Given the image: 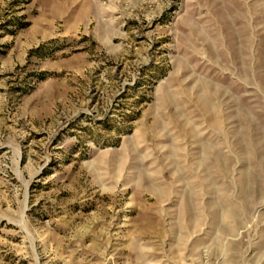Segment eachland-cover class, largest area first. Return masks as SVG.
<instances>
[{
	"label": "rangeland",
	"instance_id": "374dc122",
	"mask_svg": "<svg viewBox=\"0 0 264 264\" xmlns=\"http://www.w3.org/2000/svg\"><path fill=\"white\" fill-rule=\"evenodd\" d=\"M0 264H264V0H0Z\"/></svg>",
	"mask_w": 264,
	"mask_h": 264
}]
</instances>
